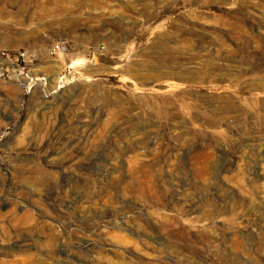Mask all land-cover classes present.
<instances>
[{
	"label": "rangeland",
	"instance_id": "rangeland-1",
	"mask_svg": "<svg viewBox=\"0 0 264 264\" xmlns=\"http://www.w3.org/2000/svg\"><path fill=\"white\" fill-rule=\"evenodd\" d=\"M0 264H264V0H0Z\"/></svg>",
	"mask_w": 264,
	"mask_h": 264
},
{
	"label": "built area",
	"instance_id": "built-area-1",
	"mask_svg": "<svg viewBox=\"0 0 264 264\" xmlns=\"http://www.w3.org/2000/svg\"><path fill=\"white\" fill-rule=\"evenodd\" d=\"M19 56L22 57V58H24L23 60L25 61V54L20 53ZM19 56H14V57H15V59H19ZM36 80L37 81H40L39 78H36ZM43 80H44V78H43ZM31 82L33 83V79H30V83L23 84V87L25 88V93H27V94H30V92H31V89H32Z\"/></svg>",
	"mask_w": 264,
	"mask_h": 264
},
{
	"label": "bare ground",
	"instance_id": "bare-ground-1",
	"mask_svg": "<svg viewBox=\"0 0 264 264\" xmlns=\"http://www.w3.org/2000/svg\"><path fill=\"white\" fill-rule=\"evenodd\" d=\"M197 8V7H196ZM195 8V9H196ZM21 244H23V243H21ZM20 244V242L19 243H17V245L15 246V247H17L16 249H18V250H21L24 246L23 245H21ZM14 250V249H13ZM56 251V250H55Z\"/></svg>",
	"mask_w": 264,
	"mask_h": 264
}]
</instances>
